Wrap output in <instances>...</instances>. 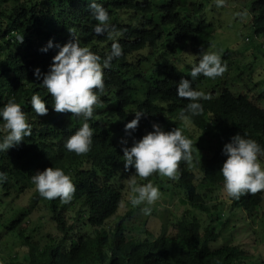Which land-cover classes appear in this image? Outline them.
Wrapping results in <instances>:
<instances>
[{"label": "trees", "instance_id": "obj_1", "mask_svg": "<svg viewBox=\"0 0 264 264\" xmlns=\"http://www.w3.org/2000/svg\"><path fill=\"white\" fill-rule=\"evenodd\" d=\"M226 1L252 2L250 26L254 36L264 40V0ZM97 2L108 11L109 22L122 31L118 39L122 55L112 61L109 69L103 70L105 88L100 95L101 103L94 107L93 117L88 121L94 130L92 146L88 153L77 156L67 152L63 145L81 121L71 113H57L52 109L50 94L40 86L42 76L36 79L33 70L48 71L58 49L53 47L47 52L41 49L50 39L53 45L63 46L70 40L67 31L70 27L77 30L81 46L89 47L101 57L110 49L111 41L92 32L96 21L91 17L88 0H0V107L15 96L32 125L30 136L17 147L0 153V171L7 173V181L0 187L5 197L15 192L14 202L27 195L36 203L24 208L15 219L6 220L0 214V254L7 235L13 236L16 242L14 258L4 261L0 256V264H264V252L262 256L256 254V244L251 249L233 242L213 248L227 234L222 232L224 222L218 221L222 213L217 218L210 215L203 229L197 215L198 211L207 215L220 207L224 209L229 201L233 215L245 213L253 223L260 218L263 202L260 192L245 194L239 200H231L223 193L222 201L209 208L198 186L210 193L221 190L223 178L219 169L226 159L222 148L232 136L247 133L249 138L264 146V92L251 96L245 90L234 92L228 87L220 90L212 87L215 81L227 80L232 63L214 80L198 76L193 88L209 93L211 99L200 101L203 112L190 121L202 132V137L194 140L185 123L179 120V111L187 101L177 97L176 84L181 77L191 79L190 69L198 60L199 52L213 46L215 26L202 17L193 24L181 15L180 10L187 7V0ZM194 10L201 14L203 7L197 6ZM18 37L23 38L19 41ZM246 40L251 42L249 37ZM160 48L169 60L178 52L182 56L191 49L193 65L183 62L182 68L169 60L163 63L158 56ZM243 49L247 53L252 47L246 43ZM226 57L229 63L231 54L229 57L227 53ZM33 92H38L45 100L46 115L36 116L32 111L29 101ZM135 111L144 113L140 125L126 133L124 125L134 119ZM153 124L163 131L179 127L192 141L193 158L200 154L199 148L206 138L212 144L206 147L211 157L195 169H189L183 161L179 164V178L187 191L190 208L174 229L166 227L159 235L145 226L147 220L140 221L130 232L126 231L125 219L109 230L103 228L92 235L75 232L76 218L70 223L72 217H67L74 215L73 211L83 219L87 214L88 223L100 227L116 212V200L108 193V186L102 185V181L107 180L103 176L104 166L113 156L116 134L123 133L138 141L153 131ZM86 164L91 165L90 169L85 168ZM49 167H62L71 174L76 190L69 203H61L59 198L44 200L37 193L35 198L30 195L36 192L30 176ZM31 208L39 214L32 213L28 217ZM261 221L264 226V220ZM45 223L56 225L55 232L34 242L26 236L30 228L33 227L32 232H39Z\"/></svg>", "mask_w": 264, "mask_h": 264}, {"label": "clouds", "instance_id": "obj_2", "mask_svg": "<svg viewBox=\"0 0 264 264\" xmlns=\"http://www.w3.org/2000/svg\"><path fill=\"white\" fill-rule=\"evenodd\" d=\"M211 2L218 9L226 5V0H211ZM88 8L92 19L96 21L92 26V32L96 36H105L107 40L111 41L110 49L105 55L101 57L92 52L89 47L81 46L77 30L70 27L67 29L70 40L64 43L63 46L59 43L53 45L50 39L47 45L41 49L44 52L53 47L58 49L56 55L52 57L48 71L41 73L39 68L33 70V76L36 79L39 80L42 76L40 86L50 94L52 109L57 113H71L72 117L81 121L80 126L65 140L63 145L67 152L74 153L77 156L88 153L92 146L94 130L90 127L88 121L93 117L94 107L101 103L100 95L105 88L103 70L109 69L112 61L122 55V47L118 42L122 31L109 22L108 11L97 0H88ZM246 15V10L233 13L234 17L240 19H243ZM22 38L18 37L19 41ZM226 70L227 64L222 61L221 54L218 51L202 49L199 52L198 60L190 69L189 76L191 79L181 77L178 84H176L177 97L187 101L179 111V120L184 122L185 126L189 123L196 129L190 121L193 117L202 114L203 105L200 101L211 99L209 93L194 89L192 86L193 81L198 76L214 80L221 77ZM29 103L36 116L47 114L46 102L38 92H33ZM142 115H144L143 111L134 112V119L124 125L126 133L128 130H135L137 125H140L139 120ZM0 128L3 129V134L0 135V153H6L9 149L17 147L24 138L32 134V125L28 122L26 113L22 110L21 104L16 101L15 96L10 97L0 107ZM152 129L153 131L147 133L138 141L123 133L116 134L113 156L105 162L104 166L103 176H106L107 180L102 181V185L105 184L110 189L108 193L113 200H116V212L100 227L90 225L89 220L87 221V214L83 219L81 214L77 215V211H73L75 217L74 215L67 217H72L69 218L70 223L74 218L78 221L76 222L74 219L76 223L75 232L82 234L81 229L84 228L85 232L88 233L82 235H92L103 228L109 230L117 223L109 226V221L122 214L124 215L121 216L118 223H122V220L125 219L123 221L125 230L130 232L145 216L151 214L153 211L152 206L158 200L161 202V206L156 208L155 215H157L160 207L166 205L159 188L153 184L155 180L167 177L170 180L178 179L180 181L178 167L181 161L189 169H195L211 157L206 146L203 145L199 148L200 154L198 157L193 158L192 141L182 133L179 127H175L170 131H163L159 125L153 124ZM200 133L202 134V132ZM208 143L210 144V141ZM222 155L226 159L220 167L219 173L223 178L221 190L226 197L231 200H239L245 194L260 192L263 197V204L264 146L249 138L247 133L243 135L236 134L230 138V142L223 145ZM93 164L94 161L92 160ZM90 167L89 164L85 166L88 169ZM154 173L156 175H153ZM29 179L39 197L44 200L59 198L61 203L67 204L73 199L76 190L75 185L71 174L66 173L62 167H49L43 171H36ZM6 181L7 173L0 171V185ZM197 185H199L198 182ZM215 191L213 190L210 193L203 186H198V192L209 208L219 203L218 201L211 205L209 202L213 199ZM13 196H15V192ZM26 197L30 198L27 195ZM262 204L260 205V214L261 211L264 212V204L263 206ZM229 205L230 202L228 201L224 208L228 212L222 211L220 207V209L213 210L211 214L207 215L217 218L219 213H222V215L227 213L228 220L231 222L230 214L232 212L229 210ZM189 206L190 203L183 215L168 228L172 227L174 229V225H177V222L190 208ZM138 208L144 214L142 217L137 215L138 210L136 209ZM242 214L239 213L236 216L240 217ZM250 221L253 222L251 219ZM215 222L214 220V226ZM54 226L56 227V225ZM87 226L91 230H87ZM203 228H206V226H202ZM216 230L219 229L216 228ZM218 243L219 241L213 245V248L224 246H217Z\"/></svg>", "mask_w": 264, "mask_h": 264}, {"label": "rangeland", "instance_id": "obj_3", "mask_svg": "<svg viewBox=\"0 0 264 264\" xmlns=\"http://www.w3.org/2000/svg\"><path fill=\"white\" fill-rule=\"evenodd\" d=\"M251 5V1H226V5L223 8L218 9L212 4L211 0H187V7L180 10V14L184 17H188L189 21L193 24L197 19L202 17L215 26L216 34L213 46L210 50L218 51L221 54L222 61L227 64V67L232 63V71L228 72L229 76L227 77V80L226 78H222L211 84L216 90L228 87L234 92L245 90L250 93L251 96H257L264 92V40H262V37L256 38L250 26ZM197 6L203 7V10L200 12L201 14L195 12L194 8ZM242 10L247 11V15L243 19L233 16L234 12ZM238 30L239 32H237ZM246 37H249V39L251 38V42H247ZM246 43L252 47V50L247 53L244 52L243 49ZM227 53L229 54V57L231 54L230 60H232L229 63L226 62L228 61L226 57ZM158 56L165 64L167 63V60H169L164 56L163 48H160ZM169 61H172V63H178L183 68L185 65L183 62L190 64V66L193 65L194 57L191 49L188 48V54L183 53L182 56H180V52H178L176 57ZM203 88L207 91H211V88H207V86H204ZM186 127L188 132L194 136V140H199L202 137V134L191 124L187 123ZM208 141L209 140L206 138L202 142V145L206 147L211 146L212 144H209ZM153 184L159 188L161 197H163L166 205L160 207L157 211V215H155L156 208L161 206V202L158 200L152 206L153 211L151 214L145 216L143 220H147L145 226H148L153 233L159 235L164 228L169 227L172 223L174 224V222L183 215L186 207L189 205V201L187 191L181 186L178 179L170 180L167 177H161V179L155 180ZM36 193L37 192H32L31 195L35 198L37 196ZM222 195V190L217 189L215 194H213V199L209 200L210 204L214 205L216 202L222 201L218 200L221 199ZM35 204L36 203L33 199L31 200L26 196L20 201L14 202L11 195L9 197L4 196V192L0 187V214L3 215L6 220L15 219L16 217L18 218L19 215L24 212L23 210ZM136 210H138L137 215H140L141 217L144 215L140 211V208ZM221 210L224 212L227 211L223 208H221ZM6 212L8 213L5 214ZM41 212H44L43 209ZM32 213L39 214V211H35L31 208L28 217L31 216ZM48 213L49 212L46 211V215ZM123 215L124 214L112 218L109 221V226L118 222ZM197 215L201 219L203 227H205L211 217L203 214L202 211L198 212ZM151 216L153 217L151 218ZM230 217L231 222L228 220L229 217L227 213L223 214L222 218L218 220L224 222L222 227L224 230L221 231L223 234H227L219 241L217 246L233 242V244L237 245H246L251 249V246L256 244L258 248L255 252L262 256L264 252V226L261 220H264V212L261 211L260 218L256 223L251 222L245 213L240 217L230 214ZM45 224V227L41 228L39 232H32L31 229H33V227L30 228L26 236L30 237L31 240L33 239L32 241L34 242V240L40 239L45 234L55 232L54 224ZM87 230H91V228L87 226ZM81 231L82 234L88 233L85 232L84 228H82ZM14 243L16 242L13 236L10 237L7 235V237H5L3 241V249L1 248L2 254H0L4 261H9V259L11 260L14 258L16 251ZM17 246L18 243L16 244V247Z\"/></svg>", "mask_w": 264, "mask_h": 264}]
</instances>
